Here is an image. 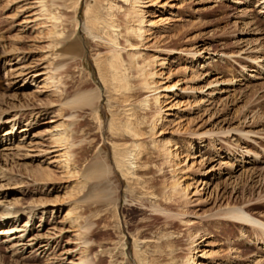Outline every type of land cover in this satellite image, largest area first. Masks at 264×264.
Instances as JSON below:
<instances>
[{
    "label": "rangeland",
    "instance_id": "obj_1",
    "mask_svg": "<svg viewBox=\"0 0 264 264\" xmlns=\"http://www.w3.org/2000/svg\"><path fill=\"white\" fill-rule=\"evenodd\" d=\"M131 1L0 0V264H98L102 253L104 264H140L135 238L158 264L166 252L185 264L191 249L204 264H264L262 230L226 218L238 207L264 224V0H142L127 19ZM110 22L118 45L102 31ZM142 25V39L126 36ZM75 30L81 58L61 50ZM113 52L123 66L149 62L152 90L127 67L124 103L108 99L98 69ZM125 111L142 121L145 151L135 193L120 174L112 180L114 210L85 199L93 182L82 175L97 159L113 165L114 143L132 145L108 132Z\"/></svg>",
    "mask_w": 264,
    "mask_h": 264
},
{
    "label": "bare ground",
    "instance_id": "obj_2",
    "mask_svg": "<svg viewBox=\"0 0 264 264\" xmlns=\"http://www.w3.org/2000/svg\"><path fill=\"white\" fill-rule=\"evenodd\" d=\"M126 2L130 0H125ZM142 0H132L131 9L129 10V13L127 14V19L132 18L135 14V6H138L136 4H140ZM39 3L42 5H45V2L43 0H39ZM44 3V4H43ZM88 7V6H87ZM77 9H79V4L76 6V13ZM111 10V6L107 8V11ZM75 13V15H76ZM92 14V9L91 7H88L85 12V27L86 29H91L90 35H93L96 37L97 35V27L99 26L100 22L98 21L97 17L95 14ZM55 19V17H53ZM142 23L144 21L142 20ZM151 25V24H150ZM78 26V21H76L75 27ZM117 28L113 22L106 23L105 27L102 28V31H110L107 37V41L110 44H115L116 43L119 34L116 33ZM115 29V30H114ZM51 34V32H50ZM128 35H136V38L142 39L144 35V26H141L140 28H129L126 31V36ZM75 36V37H73ZM76 30L71 35V37L67 36L61 41V50L63 53H65L67 56H70L71 58L75 57H82L83 54V47L78 38L76 37ZM127 41V40H126ZM0 42H3L2 37H0ZM131 58H135V55H132ZM152 64V63H151ZM124 65V61L120 58L119 54L116 52H113V54L110 56V58L104 62V65L102 67L99 64V69H98V74L99 77L101 78L102 85L105 89V92H111L114 93L116 97H121L123 101L121 103H124L125 101V95L129 91V69H137L138 71V77L142 78L141 80V85L145 90H152V86L155 85L154 82L149 83L147 81V78L153 80L154 77H157V73H151V72H146L147 68L149 67L150 63H143L142 65H138L134 63L133 61L129 64ZM127 67L129 69H127ZM262 67V66H261ZM146 69V70H145ZM108 99L111 101H119V99L112 98V94L108 93ZM99 99V96L97 93L94 94H89V96L85 97V103L86 105H90L91 103H94L96 100ZM155 103L158 104V97L154 98ZM112 103V102H111ZM95 104V103H94ZM76 105V104H75ZM160 106V105H159ZM148 101H144L143 103V109H148ZM128 111V110H127ZM127 111L124 112L125 115L123 117L119 116L118 114L112 113L111 120L109 123V130L108 132L110 133V137L114 139L115 141H119L122 138L126 137H131L135 139L132 143V145L127 148L124 147L123 145L120 144H113V165H110L108 161L106 160H101L97 159L96 162H93L90 164L89 167L85 169L83 172L82 177L87 180V181H92L93 186L88 190L89 193L86 194L85 199L87 200L88 198H93L96 199L93 203L100 204L99 206L107 205L112 207L114 210L117 209V203L119 201V186L115 185L112 180L116 179V174H120L121 178L127 179L130 183L129 189L131 191H134L136 189V186H139L138 180H134L133 177L135 176L134 169L138 167L139 158L140 156L144 153V148L143 145H141L136 139L140 136H142V129L141 126L143 125L142 121H139L137 119H133V114L127 113ZM154 124V123H153ZM154 126V125H153ZM154 131V128L151 129V133ZM65 144L67 143L66 141H63ZM167 145H170L168 142L166 143ZM165 146V149L162 150V157H163V164L171 163L173 161V153L174 150H171ZM197 146V145H196ZM66 149L68 146H65ZM64 158L67 157V155L64 153L63 154ZM97 156H100L99 152L97 153ZM98 158V157H97ZM145 163L141 164L140 166H145ZM139 166V167H140ZM42 176V175H41ZM113 176V177H112ZM44 179H49V176H44ZM181 180V177L177 179V181L170 187L172 190H176L177 187H179L178 181ZM135 188V189H134ZM186 189V186L184 187ZM91 192V194H90ZM135 193V191L133 192ZM142 194V193H139ZM184 196H187V192H184ZM145 196H150V199H154L156 197L155 192H150V193H144ZM84 199V200H85ZM157 203V202H156ZM13 213H18V211H15ZM70 213V210H67V214ZM66 214V215H67ZM15 216V215H14ZM226 218L230 220L231 222H236L239 223L240 225L247 226L249 228H252L253 231H261L264 235V224L260 223L258 220L248 216L246 212L243 210V208H238V207H232L226 210ZM103 220V219H102ZM156 220H158L156 218ZM100 224V223H99ZM177 225L171 223V227L175 228ZM149 229H151V225L149 226ZM245 236V233L243 237ZM138 242L139 239L135 238L133 242V246L135 248V257L140 264H158L155 260L150 261L149 257L147 254H139L137 251L138 248ZM172 242V241H171ZM144 244V243H143ZM117 249L114 248L113 250L107 252V255L110 257V259H113L116 257L117 254H121L118 252L115 253ZM193 249L189 250L188 256L186 258L185 264H204V262H195L192 256ZM124 255V254H122ZM204 255V254H203ZM202 255V256H203ZM104 257L103 253L100 255L98 258V264H104ZM158 257H163L164 259L162 260V264H175L173 261L175 259V256L173 252H166L164 256L160 254ZM166 257H169L168 260ZM209 257V256H208ZM114 264V263H110Z\"/></svg>",
    "mask_w": 264,
    "mask_h": 264
}]
</instances>
